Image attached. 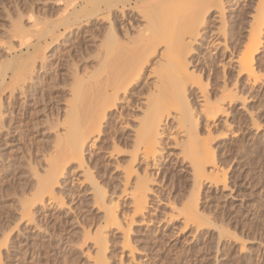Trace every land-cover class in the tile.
Masks as SVG:
<instances>
[{"label":"rangeland","instance_id":"obj_1","mask_svg":"<svg viewBox=\"0 0 264 264\" xmlns=\"http://www.w3.org/2000/svg\"><path fill=\"white\" fill-rule=\"evenodd\" d=\"M213 1L0 0V73L14 72L17 79L22 74L10 83V90L0 94L3 115L0 124L16 130L11 144L0 143V241L8 240L3 242L5 246H0V264H99L100 257L105 264H264V75L261 74L264 72V29L261 46L254 56L255 72L258 74L260 70L258 75L263 77L258 84L247 85L243 77L236 78V69L233 71L228 66L229 54H226L233 47L241 50L245 42L247 45L244 37L255 16L257 0H222V12L208 9L204 25L199 28L201 32L192 44L193 65L197 64L199 70L202 68L203 83L207 84L210 94L217 93L224 75L230 77L228 82L240 81L237 85L244 91H241L242 97L246 92L245 102L228 107L214 122H208L201 115L197 118L200 137L206 138L208 129L215 138L211 137V147L215 150L216 164L221 167L220 172L226 171L227 178L225 185L214 186L203 180L193 221L185 225L181 211L177 212L190 206L192 173L187 161L181 162L180 148L174 144L179 135L170 128L174 125L171 118L157 145L158 171L156 167L148 171V180L153 182L148 183L151 192L147 193L141 214L134 215L129 195L135 176L124 185L123 169L131 161L133 133L151 94L149 89L155 78L151 69L157 67L162 46L149 56L146 69L121 97L123 102L106 113L97 132L99 136L94 132L88 140L81 168L75 159H63L60 145L57 146L66 129L64 119L68 110L83 108L85 102L92 103L100 93L106 75L103 62L107 37L112 36L113 43L108 47L115 55L116 51L117 54L121 49L126 52L136 46L135 42L140 43V36L151 34V27H154L151 35L156 30L162 33V28L182 34L190 17ZM170 4L181 6L173 9ZM170 31L165 34L169 36ZM122 54L118 56L122 58ZM11 89L15 97L12 107L7 100ZM190 90L196 93L195 89ZM74 91L79 97L88 96V100L81 97V102L77 101L81 106H76ZM193 96L189 100L196 114L200 107ZM248 121L252 124L256 121L257 126L251 127ZM2 131L0 140L7 139V127ZM133 165L141 176L144 162L140 160ZM47 169H57L54 171L57 178L53 173L57 180L54 179L52 196L39 193L42 201L38 200V194L36 201L40 204L34 203L39 179L51 173ZM45 177L43 181L52 185L50 174ZM88 179L93 183L95 180V184ZM29 203L32 205L27 209ZM20 206L30 211L27 212L30 221L28 217L18 218ZM107 211H114L116 223H107ZM194 220L208 224L197 229ZM129 221L132 222L129 224ZM218 230L223 233L220 237Z\"/></svg>","mask_w":264,"mask_h":264},{"label":"bare ground","instance_id":"obj_2","mask_svg":"<svg viewBox=\"0 0 264 264\" xmlns=\"http://www.w3.org/2000/svg\"><path fill=\"white\" fill-rule=\"evenodd\" d=\"M172 1H174V0H172ZM189 2H190V0H189ZM223 4L224 3L222 2V0H214L211 4H208L204 8H202L200 10L196 9L197 13L195 12V16H194V14L191 16L192 20L190 17L188 27L186 26V29H185L186 32H184L182 34H179V33L173 34L172 30L170 31V29H169L168 31H170L169 32L170 35L168 36L167 34H165L168 31H164V29L161 26L162 33L156 32L157 31L156 30V31H154L153 35H151L153 32V29H154V27H151V29L152 28L153 29H152V32L150 31L151 32V34H149L150 36L148 35L147 37H145L146 35L144 36V34H143L142 36H140L141 40L138 39V41H140V43L138 42V44H137V42H135L136 46H134L133 48L128 46L129 47V49H128L126 47L128 50L126 48H123L124 47L123 46L122 48L126 49L127 51L124 52V50H123V52H121L122 51V49H121V51L118 52L119 54H117V51H116L115 55L111 52V49L108 46L111 45V43H113L112 42L113 41L112 36H111V38L107 37L106 39H108V40L111 39V41H109L110 43L108 42L107 45H106V41H108V40L104 41L105 42L104 45L106 46V49H105V57H104L103 63L106 65V67H105L106 70L104 68L103 69L106 72V75H104L103 83H102V81H100L102 83V87H101V89H99L100 93L98 95L96 94L97 97L94 96L95 99L93 98L94 99L93 102L92 103L88 102L87 105H86V102L84 103L83 101L88 96L86 95L87 96L86 98L81 96L82 98H85L82 101V103H84L86 105V107L84 105L83 108H81V109L77 108V107L71 108L68 110L66 118L65 119L63 118L64 119V125L66 126V129L64 130L65 131L64 134H61V135H63L62 139H61V143L57 141L58 142L57 146L59 147V145H60V147L58 149H60V152L62 154L61 156H63V155L65 156V158H63V159H66L68 157L75 159L77 161L78 166L81 168L82 164H83V154L82 153H83L84 147L88 143V140L92 137V134H94V132L99 133L101 121L105 117L106 113L108 111H110L111 108L116 107L118 105V102H123L121 97L125 96L128 93V91H130L132 84L137 82V80L139 79V77L143 73L142 72L143 69H146L144 67H145V64L147 63L149 56L155 52V49L159 45L162 46L161 47L162 50L160 52H158V59L156 61L157 67L151 69L152 73L155 75L153 85L149 89V92L151 94H149L150 96L147 95L148 97L146 99L145 111L143 113V116H141L142 119L141 118H140L141 120L139 119L140 122L137 125L138 128L133 133L134 134L133 139H132L133 140L132 141L133 146L131 147L132 151L130 154H129L130 150L128 152L131 161H128V162H130V164H128V162H127L128 165H125V168L123 169L124 175H125V177L123 175V177L125 179L124 185L129 183L130 178L132 176H135V179L133 182L134 185L132 187L133 190H130V191H132V193L131 192H130V194L128 193L129 195H131L130 199H132L131 202L134 205L133 206L134 207L133 208L134 215L142 213V211L144 210L145 203L147 202L146 201L147 193L151 192L148 183H150L149 181H151L152 179L148 180V179H150L149 178L150 174L148 171L150 169H152L153 167H156V171H158L157 168H159L158 165L160 164V162H159L160 159L156 160V152H158L157 151V149H158L157 145L160 144L159 143L161 140L160 138L163 135L164 127L166 128V125L168 124V121L170 120L169 118H171V120L174 124V125H172L173 128L172 127H170V128L173 129V131H175V133L179 135V136H177L178 137L177 139H174V144L176 146H179V148H180L179 155H180V158L182 159L181 162L183 160L187 161V165L189 164V167L191 169L190 171L192 173V175H191L192 176V186H191V192H190L191 201L189 202L190 206L186 203L188 205L187 208L184 207L185 208L184 210H182V208L181 209L178 208L180 210H178V209H177L178 211L176 210L177 212L181 211L179 214H182V216L184 217V219H182V220L185 223V225H187L188 222L193 221L192 218L195 216L194 214L196 213V209H197L196 208L197 207V198H198V194L200 191V186L203 184L202 182L208 181L210 184H213V186L219 185V184L225 185V183H226V178H227V177H225L226 171H224V172L221 171L222 173L220 172L219 169H221V167L217 166L218 163L216 164L217 159H216L215 152H214L215 150H214V148L211 147V144H212L211 141H213L215 138L213 139V137L210 136L211 131L209 130L210 131L209 132L208 129H207V132H208L207 137L206 138H202V136L200 137L198 130H197V124H198L197 118L199 115H201L208 122L209 121L214 122L217 118H219L220 115H222V114L224 115V113L227 112L228 107H232V105H234L235 103L237 104V102H239V101H240L239 104H241V101L245 102L246 97L245 98H243V97L246 96V94H245L246 92L244 93V96L242 97V95H243L242 92H244V91L239 89V85H237L240 81L238 82V80H235L233 82H228L227 79H229L230 77L226 78L227 76L225 77V75H224V77H223L224 81L222 82V85L219 86V88H218L219 90L217 91V93L210 94V92L207 90V84L203 83L202 74H201L202 68L200 70L197 69V67H198L197 64L193 65V61L191 59L192 58L191 52H192V47H193L192 44H193V42H195L197 40L196 38L199 36V33L201 32V30H199V28L202 25H204V22H205L204 21V19H205L204 14L208 11V9H211V8L215 12H222L223 11ZM170 5H172V4H170ZM178 5H179V7L181 6L180 4H177L175 7L177 8ZM192 5L193 4L190 5V8L192 7ZM172 7H173V5H172ZM175 7H173V9ZM182 7H185V6L182 5ZM194 7L196 8L195 5H194ZM188 10H189V7H188ZM193 10H195V9H193ZM185 11H186V9H185ZM180 12H178V13H180ZM171 13H174V12L171 11ZM156 14H157V12H156ZM175 14H176V12H175ZM157 15H159V13ZM170 15H172V14H170ZM173 16H175V15H173ZM189 16H190V14H189ZM152 18H154V17H152ZM157 18H159V17L157 16ZM263 18H264V0H257L255 16L252 19L253 20L252 24L250 25V28H249V31L247 32V35L245 37L243 36L244 39L247 38V40H246V41H248L247 45L245 42V44L242 45L243 46L242 49L240 48L241 50H239L235 47H233L227 51L225 50L226 54H229V56H227L228 57L227 64H229L228 66H230L231 70H233V71H234V69H236V74H237V75L235 74L236 78L241 79L243 77L244 78L243 79L244 84L247 83V85L250 84L251 86L258 84V81L261 82V78H263L262 76L264 75L263 74L264 72L263 73L261 72L262 76H260L261 75L259 73L260 70L258 71V74H260V75H258L255 72V67H254L255 66L254 56H255L258 48L261 46V39H262L261 35H262L263 29H264ZM170 19H171V17H170ZM173 19H175V18H173ZM151 20H154V19H151ZM165 21H168V18ZM146 22H148V21H146ZM170 26H172V21H171ZM163 31H164L165 35L163 34ZM17 32H19V31H17ZM20 32H21V30H20ZM218 33H216V36H218ZM171 34H173V35H171ZM166 35H167V37H166ZM211 36H213V35H211ZM214 41L216 42L217 40H214ZM223 41H224V38H223ZM114 49H116V48H114ZM118 49H120V47ZM120 53L121 54L123 53L121 55L122 58L118 56V55H120ZM112 55L116 56V58L118 60L115 57H113ZM114 58L116 60L112 63V60H114ZM29 66H30V64H29ZM101 70H99V71H101ZM104 71L102 70L101 72L104 73ZM9 74L10 73H7V72L0 73V94L4 90L9 89L10 83H12L13 80L15 81L17 79L16 73L11 72V75H9ZM97 74L95 73V75H97ZM20 75H22V74L20 73ZM20 75H18L19 78H20ZM96 85H94V86H96ZM72 89L70 90L71 92H73ZM91 89H92V87H91ZM190 89H195L196 93H193ZM10 92L11 93H9V94L11 96L8 94V96H10V97L8 99L7 98L6 99L9 101V104L11 105L10 107H12L13 106L12 104H15V97L13 95L14 90L11 89ZM96 92H98V91H96ZM81 94L84 95L83 92ZM191 96H193L197 99V103L200 107L199 112H197L196 114H194L192 112L193 109L190 106L189 98ZM73 97L75 98L76 106H77L81 102L82 99H81V97H79V93H77V91L76 92L74 91ZM87 100L88 99H86V101ZM77 101H80V102L77 103ZM6 103H8V102H6ZM0 109H1V105H0ZM1 114H2V112H0V120L2 119L1 117L3 116V115L1 116ZM63 119H61V120H63ZM1 122H2V120H1ZM124 122H126V121H124ZM255 122L256 121L253 122L254 124L249 122L251 124L250 126L255 128L257 126ZM3 125L0 124V132H3L2 130L4 129V127H7L8 131H6V136L7 135H9V136L7 139L4 138L3 140H0V143L2 142L3 145L4 144L6 145L8 143L11 144L12 143L11 138L13 137V135L15 134V131H16L15 127H11L10 125H8V126H3ZM98 133L95 135L99 136ZM232 134H234V133H232ZM222 135L224 137L225 134L222 133ZM58 137H60V136H58ZM211 137L213 140L211 139ZM63 141L65 142L64 144L62 143ZM93 142H91V143H93ZM54 151H55V149H54ZM117 153H119V152H117ZM124 154H125V152H124ZM58 157H60V156H58ZM60 159L62 160V157ZM140 160H142L144 162V168H143L144 171H143V174L141 176H139L141 173L139 174L137 172V170L134 169V165H133L135 162H137L139 164ZM58 163H60V162H58ZM65 163H67V161ZM60 164H62V163H60ZM60 164H58V167ZM50 165H48V166H50ZM60 166H63V165H60ZM123 167H121V168H123ZM54 168H56V165ZM47 170L49 172H51V173H47V174L48 175L50 174L51 179H53V180H51V183H53V184L50 185V183H47L48 180L50 181V179L47 178L49 176L45 177L47 174L44 176L45 178H47V179H45V180H47L46 182L43 181L44 177L41 178L42 181H41V179H39L40 180V186L39 185H38L39 187L37 186L39 188V189L37 188L39 191L36 190L37 193H34V195L36 197L35 198L33 197L35 200H32L33 202L35 201L34 203H39V201L41 202L42 198H43L42 195L45 196L44 195L45 193H46V196L47 195L49 196V194H50V196H52V191H53L52 188L54 187L53 185L56 184L55 180H57L56 179L57 174L54 173V171H57V169H55L54 171L52 169H47ZM62 170H63V167H62L61 171L59 170L60 174H61ZM53 173L56 175V178H55V175ZM88 178H90V177H88ZM39 180H38V182H39ZM88 181H90V183L92 182L89 179H88ZM37 184H39V183H37ZM93 184H95V180H94ZM96 186H95V188H96ZM126 188H127V186H126ZM217 188H218V186H217ZM98 189L99 188L97 187V191H98ZM100 190H101V188H100ZM100 190H99V192H100ZM123 191H126V190H123ZM39 193H41L42 195ZM38 194L40 195V197H39L40 199L38 198L39 201L37 202L36 198L39 196ZM123 194H124V192H123ZM188 194H189V192H188ZM101 195H103V192L101 193ZM102 197H104V196H102ZM32 201H30V203H32ZM184 202H185V200H184ZM34 203H32L33 206H34ZM29 204L27 205V209H28V206L30 207L32 205V204H30V205ZM22 206H20L21 208H18L21 210V213L18 216V218L21 220L30 215L29 214L27 216L28 210H27V212L24 211L26 209H23L24 206L23 207ZM113 207H116V206H113ZM174 208H176V207H174ZM28 213H30V211ZM179 214H177V215H179ZM131 216L133 217V215H131ZM201 216H203V215L201 214ZM105 217H106L105 219H106L107 223L108 222L109 223H112V222L116 223L117 222V215H115L114 211H110V212L107 211V213L105 214ZM204 218H206V217L204 216ZM27 219H28V221L31 220L30 217H28ZM194 221H196L195 224H196L197 229L201 228L204 225V224H201L200 221L199 222L197 220H194ZM131 222L132 221H129V224ZM205 222H206L205 225L207 226L208 222L207 221H205ZM210 222H212V221H210ZM114 223H112V224H114ZM193 223H192V225H194ZM205 225H204V227H205ZM210 225H212V224H210ZM190 226H191V224H190ZM182 228H184V227H182ZM193 228L195 229V226ZM220 228H222V227H220ZM97 232H98V230H97ZM194 232H196V229L194 230ZM226 233H228V232H226V230H225V236L227 237ZM221 235H223L222 230L219 231V235H217V236L220 237ZM3 240L0 241V246L3 245V242L6 243V241H8L7 238H5L4 241ZM125 240H127V239L125 238ZM99 243L101 244L102 241ZM100 244H99V246H100ZM127 245H128V243H127ZM3 246H5V244ZM124 247H125V245H124ZM100 249H101V247H100ZM100 249H99V252L101 253ZM216 251H218L217 248H216ZM0 253H1V251H0ZM98 262H99V264H105L104 260L101 257H100V261L98 260Z\"/></svg>","mask_w":264,"mask_h":264}]
</instances>
